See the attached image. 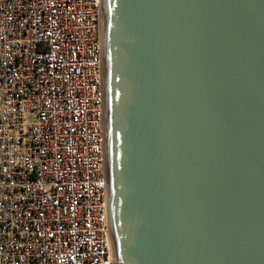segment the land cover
I'll use <instances>...</instances> for the list:
<instances>
[{
  "label": "water",
  "instance_id": "1",
  "mask_svg": "<svg viewBox=\"0 0 264 264\" xmlns=\"http://www.w3.org/2000/svg\"><path fill=\"white\" fill-rule=\"evenodd\" d=\"M112 264H264V0H99Z\"/></svg>",
  "mask_w": 264,
  "mask_h": 264
},
{
  "label": "built area",
  "instance_id": "2",
  "mask_svg": "<svg viewBox=\"0 0 264 264\" xmlns=\"http://www.w3.org/2000/svg\"><path fill=\"white\" fill-rule=\"evenodd\" d=\"M99 0H0V264H112Z\"/></svg>",
  "mask_w": 264,
  "mask_h": 264
}]
</instances>
